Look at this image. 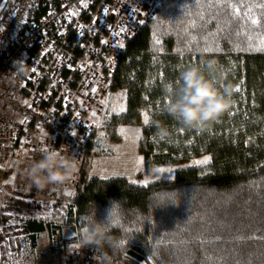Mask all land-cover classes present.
<instances>
[{
    "label": "trees",
    "instance_id": "trees-1",
    "mask_svg": "<svg viewBox=\"0 0 264 264\" xmlns=\"http://www.w3.org/2000/svg\"><path fill=\"white\" fill-rule=\"evenodd\" d=\"M226 3L237 5L241 15L219 6ZM259 4L264 0H164L126 44L111 88L116 103L109 117L105 111L99 128L140 127L146 169L178 166L172 180L147 185L125 176L84 175L66 209L72 236L80 233L82 213L95 207L97 220L107 222L113 203H120L122 218L112 231L125 238L123 250L114 253L107 244L101 247L119 261L264 264V50L258 47L264 36V9L255 7ZM11 6L9 0L0 28ZM249 6L259 26L243 16ZM209 62H215L212 68ZM193 64L210 77L223 72L218 86L241 88L233 93L234 115L229 111L205 130L186 129L165 110L164 85ZM160 123L171 135L159 134ZM94 136L90 151L99 152ZM203 154L210 157L204 167L179 164ZM172 191L179 193V205L156 208L153 218V197L171 202Z\"/></svg>",
    "mask_w": 264,
    "mask_h": 264
},
{
    "label": "built area",
    "instance_id": "built-area-1",
    "mask_svg": "<svg viewBox=\"0 0 264 264\" xmlns=\"http://www.w3.org/2000/svg\"><path fill=\"white\" fill-rule=\"evenodd\" d=\"M163 2L85 0V7L81 0H12L0 28V188L38 203L76 197L119 58ZM61 145L77 157L76 171L63 184L37 189L23 169ZM51 233L58 264H128L82 247L80 236L67 237L59 226Z\"/></svg>",
    "mask_w": 264,
    "mask_h": 264
},
{
    "label": "rangeland",
    "instance_id": "rangeland-1",
    "mask_svg": "<svg viewBox=\"0 0 264 264\" xmlns=\"http://www.w3.org/2000/svg\"><path fill=\"white\" fill-rule=\"evenodd\" d=\"M115 103L116 98L110 96L106 107L108 117ZM99 127L94 136L99 152L91 149L84 175L102 178L125 176L141 185H145L144 181L149 184L160 179L174 178L178 164L146 169L140 152V127H113L108 124ZM205 157L208 155L190 158L179 164L204 167L206 163L198 164L196 161H203ZM158 169L165 171L159 172ZM68 206L69 202L38 203L22 200L12 188H0V264H58L51 229L59 226L67 237H72L66 225Z\"/></svg>",
    "mask_w": 264,
    "mask_h": 264
},
{
    "label": "clouds",
    "instance_id": "clouds-1",
    "mask_svg": "<svg viewBox=\"0 0 264 264\" xmlns=\"http://www.w3.org/2000/svg\"><path fill=\"white\" fill-rule=\"evenodd\" d=\"M214 63L209 62V68H212ZM223 79V72L210 77L199 65L193 64L183 68L175 82L164 85L167 96L166 112L186 129L205 130L210 128L235 104L233 99L235 87L231 84L225 87L218 86V82ZM158 131L162 136L171 135L168 127L162 123L158 125ZM78 163L77 157L69 153L67 146H51L42 150L39 158L33 159L23 169V175L31 185L37 189H44L49 185L65 183L76 171ZM172 192L174 199L171 202L153 197L155 203L150 208L153 218L156 208L168 204L179 205V193ZM136 212L140 216L143 215L139 209ZM121 218L120 203H113L107 216V222L97 220L95 207L82 213V227L79 233L81 246L101 248L107 244L114 253L122 251L126 240L112 231Z\"/></svg>",
    "mask_w": 264,
    "mask_h": 264
},
{
    "label": "snow or ice",
    "instance_id": "snow-or-ice-1",
    "mask_svg": "<svg viewBox=\"0 0 264 264\" xmlns=\"http://www.w3.org/2000/svg\"><path fill=\"white\" fill-rule=\"evenodd\" d=\"M81 3L84 4L85 7H87V4L85 3V0H81ZM219 6H225L229 9H231V12L232 14L236 15V16H240L241 15V10L240 8L235 5V4H230V3H226V4H223V5H219ZM211 7V5H210ZM255 7H258V8H261V9H264V4H259V5H256ZM104 12L105 14L107 15L108 13V10L107 9H104ZM72 15H75L76 13L73 11L71 13ZM243 16L248 20L250 21V23L253 25V26H259L260 25V20L257 18V16L255 15L254 13V10H253V7L252 6H249L247 8V10L243 13ZM95 23V21H94ZM81 28H83V25L80 26ZM121 32L123 31H126V29L124 28H121L120 29ZM251 37H249V40L251 41ZM101 43H106V41H101ZM124 45L121 43L119 45V47H123ZM254 45H252L251 43H249V47H253ZM258 47L261 49V50H264V36L262 37H259V44H258ZM93 92L96 91L95 88L92 89ZM236 91L237 92H240L241 91V88L239 85H237L236 87ZM25 103H27V101H25ZM120 111H124V108L123 107H120ZM230 116L231 115H234V112H229L228 113ZM144 115V123L145 124H148L149 123V117L147 114H143ZM93 116H95V113L93 112ZM182 131V129H181ZM210 160V157H205L203 161H196V163H208ZM159 172H164L165 170L164 169H158ZM169 172H171V170H168ZM133 183H135V181H133ZM144 184L147 185L148 184V181H144ZM69 195L71 193H68ZM9 215H12V213H8ZM159 243V242H158ZM73 247H75V245H73Z\"/></svg>",
    "mask_w": 264,
    "mask_h": 264
},
{
    "label": "water",
    "instance_id": "water-1",
    "mask_svg": "<svg viewBox=\"0 0 264 264\" xmlns=\"http://www.w3.org/2000/svg\"><path fill=\"white\" fill-rule=\"evenodd\" d=\"M9 0H1L0 2V15L2 14L4 8L6 7Z\"/></svg>",
    "mask_w": 264,
    "mask_h": 264
}]
</instances>
